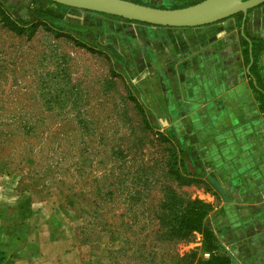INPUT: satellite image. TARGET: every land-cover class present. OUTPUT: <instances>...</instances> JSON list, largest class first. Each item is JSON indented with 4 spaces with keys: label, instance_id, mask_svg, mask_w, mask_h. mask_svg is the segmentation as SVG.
I'll use <instances>...</instances> for the list:
<instances>
[{
    "label": "rangeland",
    "instance_id": "374dc122",
    "mask_svg": "<svg viewBox=\"0 0 264 264\" xmlns=\"http://www.w3.org/2000/svg\"><path fill=\"white\" fill-rule=\"evenodd\" d=\"M129 1L175 9L196 0ZM144 27L165 29L0 0V219L48 215L100 264H183L190 253L197 264L207 247L231 257L221 188L191 178L178 130L159 122L135 84L126 42ZM193 200L212 205L207 242L178 233Z\"/></svg>",
    "mask_w": 264,
    "mask_h": 264
},
{
    "label": "crops",
    "instance_id": "0c3cea01",
    "mask_svg": "<svg viewBox=\"0 0 264 264\" xmlns=\"http://www.w3.org/2000/svg\"><path fill=\"white\" fill-rule=\"evenodd\" d=\"M164 28L128 38L135 84L159 122L178 130L191 178L221 188L232 264H264V4L245 20ZM203 203L206 224L212 205ZM98 262L48 215L0 219V264Z\"/></svg>",
    "mask_w": 264,
    "mask_h": 264
},
{
    "label": "water",
    "instance_id": "95a60500",
    "mask_svg": "<svg viewBox=\"0 0 264 264\" xmlns=\"http://www.w3.org/2000/svg\"><path fill=\"white\" fill-rule=\"evenodd\" d=\"M66 7L91 11L157 27L188 28L210 25L248 11L264 0H202L175 9H161L129 0H47ZM243 26V25H242Z\"/></svg>",
    "mask_w": 264,
    "mask_h": 264
},
{
    "label": "trees",
    "instance_id": "16d2710c",
    "mask_svg": "<svg viewBox=\"0 0 264 264\" xmlns=\"http://www.w3.org/2000/svg\"><path fill=\"white\" fill-rule=\"evenodd\" d=\"M201 1L202 0H196L193 4H196ZM59 6H63V5H59ZM126 21L132 22L129 20ZM181 165L185 166V161H182ZM208 211H209V206L199 200H193L191 202H187V205H185L184 207V213L180 215L178 220V224H177V227L179 229L178 233H182L183 236L189 235L192 232L200 233L202 234L205 242H207L208 236L209 235L211 236V232L204 226V219L207 216ZM206 250H207L206 253L209 255V258L204 259V261L198 262L197 264H232V261L228 255L217 254L215 251L209 249L208 247ZM137 259L142 260V256L138 255ZM181 260L183 264H194V261L191 259V253L183 255Z\"/></svg>",
    "mask_w": 264,
    "mask_h": 264
}]
</instances>
